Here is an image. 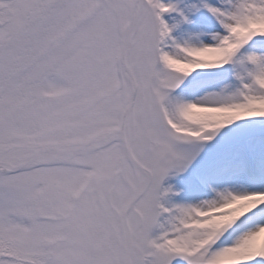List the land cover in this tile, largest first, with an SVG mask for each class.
<instances>
[{
	"label": "snow or ice",
	"instance_id": "6c2138e0",
	"mask_svg": "<svg viewBox=\"0 0 264 264\" xmlns=\"http://www.w3.org/2000/svg\"><path fill=\"white\" fill-rule=\"evenodd\" d=\"M0 264H264V0H0Z\"/></svg>",
	"mask_w": 264,
	"mask_h": 264
}]
</instances>
